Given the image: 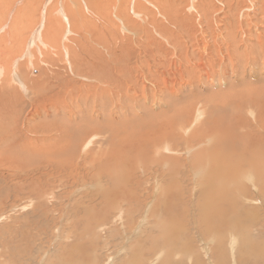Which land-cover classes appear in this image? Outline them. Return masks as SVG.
Listing matches in <instances>:
<instances>
[{"label": "rangeland", "instance_id": "374dc122", "mask_svg": "<svg viewBox=\"0 0 264 264\" xmlns=\"http://www.w3.org/2000/svg\"><path fill=\"white\" fill-rule=\"evenodd\" d=\"M177 1L182 14L189 16L184 17L185 21L181 20V29L167 22L154 0H137L141 3L139 10L132 4L127 14L118 16L115 12L100 18L105 25L102 30L109 34L105 42H96L83 28V31L78 29L79 33L69 32L66 25V33L62 34L67 39L61 34L58 46L52 51L46 50L49 57L37 55L41 62L34 68L23 67L25 59L21 58L17 82L7 83L6 92L11 94L20 88L23 103H28V97H42L39 90L30 94L37 87L46 89L47 96L44 103L0 105V264H264L262 173H258V184L254 182L255 174H244L254 177L242 182L244 186L247 184V194L243 191V196L234 189L230 204L228 200L215 198V202H211L214 205L205 212V220L200 224L198 203L209 196L203 195L200 199L197 194L200 187L207 188V184L197 176L200 187L195 185V179L189 176L192 172L187 173L191 171L192 161H186V157L200 155L206 160V155L215 152L214 161H209L213 167H217L218 161L229 167L249 161L252 147L258 146L264 164V66L261 65L264 59V0ZM199 4L206 5L200 9L202 12L198 9ZM70 7L75 10L72 4ZM203 12L209 22L201 16ZM150 16L166 21L169 31L164 34L152 27L149 30ZM88 18L95 21L93 17ZM224 30L229 34L226 35ZM185 35L189 41L195 39V42L188 44ZM221 37L224 40H220ZM149 39L153 42L150 43ZM202 39L206 44L217 39L218 44L204 50L201 48L205 43L199 42ZM143 41L150 45L148 52L137 46L139 42L147 45ZM178 45L184 49L186 57L183 62L191 64L189 66L194 71L183 67L178 75L179 70L171 65V61L180 64L174 53ZM82 48H86L89 54ZM201 53L205 55L204 64L199 68L202 73H197L191 80L197 72V65L203 62L199 60ZM95 56L102 63H96V70L91 68V71L87 66L95 64L90 59ZM128 57L131 60L127 61ZM114 62L117 67L127 70L125 79L115 75ZM111 70L116 72L113 77H120L127 83L124 88L116 87L117 95L107 92L105 95H81L75 96L80 97H74L75 100H64L79 91V83L82 88H89L99 84L100 79L107 82ZM237 70L238 74H234ZM164 72L166 76L162 75ZM225 72L228 74L224 78ZM3 79L0 77V97L4 98ZM93 96H97V100ZM52 99L60 100V103ZM63 102L69 104L70 111L62 110ZM58 107L60 114H53L54 108ZM29 109L33 111L29 112ZM100 113L104 114L100 116ZM48 114L52 116L47 117ZM25 115H33L25 128L32 129V138L24 133V139H28L26 141L32 149L37 151L43 146L50 151L47 138L52 131L48 128L55 124L56 128L67 132L70 146H80L76 152L74 149L75 160L69 162L66 154L56 165L58 172L55 162H47L49 157H40L37 152L29 151L27 162H13L19 148L8 144L14 142L15 135L21 132ZM83 124L88 130L79 141L83 132L80 134L78 129L84 127H74ZM165 131L168 132L167 141L149 148L144 143L140 148L145 137L156 138ZM247 134L262 137L258 144L256 140L249 143L244 138ZM191 136L198 140L197 147L190 142ZM90 137L94 140L87 149L89 158L95 163L101 160L99 162H104L105 166L91 165L100 172L88 169L90 176L81 179L75 174L81 171L80 163L88 155H85L88 151L81 148L85 147L83 141ZM167 145L180 152L171 154L178 158L171 159L174 164L163 151ZM119 150L125 156L108 162L107 154ZM106 156L105 160L101 159ZM164 164L173 168L171 177L164 178ZM76 168V173H72ZM175 169H179L178 172ZM204 171L205 168L200 172L203 177L207 175ZM174 175L176 178H172ZM109 178L114 182L107 180ZM224 182L219 184L225 185ZM252 182L259 189L250 188ZM192 186L197 189V194ZM105 189L114 190L111 200L102 199ZM207 189L208 193L213 192L211 188ZM91 196L97 201H92ZM230 239L235 240V248H231ZM157 255L162 258L158 259Z\"/></svg>", "mask_w": 264, "mask_h": 264}, {"label": "bare ground", "instance_id": "6f19581e", "mask_svg": "<svg viewBox=\"0 0 264 264\" xmlns=\"http://www.w3.org/2000/svg\"><path fill=\"white\" fill-rule=\"evenodd\" d=\"M205 1H207V0H203V2H205ZM154 2L157 4V6L159 7V9L164 13V15H162V16H165L166 17L167 22L171 26H178L177 28L178 29H181V27H182V25L180 26V24H182L181 20H184V17L185 18H189L188 15H185L184 16L182 14V12H181L182 9H180V5L177 4V2H178L177 0H154ZM71 4L75 7V10H72L71 9V7H70ZM132 4H134L135 8L139 10L141 3H137V0H116V1H114V0H0V77L1 78L4 77L3 80H5V81H1L2 84H3V87L1 89H2V92H4L6 94V96L4 98L3 97H0V105L1 104L5 105V106H11V105H16V104H21L23 106L26 105V104L27 105H31L32 103L43 102V99L47 96V91H45L46 89H43L41 87H37V88L32 89L33 91H31L30 94L34 93L36 90H39L41 92L39 94L42 97H40V98L39 97H36L37 95L35 93V97L37 99H31V98L28 97V99H29L28 103L27 102L26 103L25 102L23 103L21 101L22 98H23V96L21 95L22 93L19 92L21 90L20 88H19L18 92H12L11 94H8L6 92L7 83H11V81H13L15 83L17 82L16 76H17V72L18 71L20 72V60H21V58H24L25 59V64L22 65L23 67L24 66H31V67L34 68L35 65H38V63L41 62V60L39 61V57L38 56H41L43 58L50 56V53L48 54V52H46V50L48 49L47 51H49V50L52 51L53 48H55L56 46H58V44H57L58 43V39L61 37L60 35L62 34V32H63V34H64V32L66 33V29L67 28H68V31L69 30L71 32L74 31L75 33H77L78 29L80 31H83V29H84L88 34H90V35L92 34L91 36H92V38L96 42H105L107 40L106 39V35H109V34H106L102 30V27H104L105 25H103L102 20L100 18H106L107 14H109V13L113 14L115 12H116V14L118 16H121L123 13L124 14H127V11H128V9L130 8V6ZM204 6H206V5H204ZM204 6L199 4L198 9L199 10L200 9H204ZM191 9H193V7ZM199 10H197V12ZM200 11L202 12V10H200ZM88 16L93 17L95 19V21H91L88 18ZM201 16L204 17L205 20L207 21V19H206V13L205 12H203V15H201ZM194 17H196V15H194ZM66 21H67V23H66ZM148 22H149V25H150L148 27L149 30H150V27H152L155 30H157L158 33L159 32L160 33L163 32L164 34L169 31V26L166 25V21H159L157 19V16H150ZM207 22H209V21H207ZM97 23H98V25H97ZM208 24H209V26L212 25L211 23H208ZM66 25L68 26L67 28H66ZM71 28H72V30H71ZM228 29L230 30L231 27L228 28ZM224 32L226 33V35L229 34V32L227 30H224ZM78 33H79V31H78ZM63 34H62V36H63ZM221 36H223V35H221ZM66 37L67 36H65V39H67ZM185 37H186V35H185ZM223 37H225V36H223ZM223 37H221L220 40H224ZM186 38L188 39V37H186ZM60 40H62V38ZM168 40L169 39L166 38V41H168ZM189 40L190 39H188V44L190 42L191 43H194L195 42V39L194 40H191V41H189ZM62 41H64V40H62ZM148 41L150 43L153 42L151 39H149ZM64 42H67V41H64ZM64 42H63V44H64ZM130 42H132V38H130ZM143 42H146L147 43V41H143ZM171 42L173 43V41H171ZM199 42L205 43V45L202 46V48H201V49H204V50H208L209 48L211 49V47L214 46V44H218L217 39L216 40H214V39L211 40V42L208 43V44H206V40L205 39L199 40ZM136 43H138V42H136ZM174 44H175V42L173 43V45ZM224 44L226 45V42H224ZM139 45L142 46V48H144L148 52V49L150 48V45L148 43H147V45H144V43L139 42L137 46H139ZM158 45L160 46V42L158 43ZM165 47H166V44H165ZM182 47L180 45H178L177 48L175 47L176 50L174 52V53H176L178 55V58L180 59V62H179L180 64L176 63V61H171V65H174L176 67V69L179 70L178 73H177L178 75H180L179 73L181 71H183V69H184L183 67L186 68L184 70H188V71L193 70L189 66L191 64H185V62H183V59L186 56H185V53H183L184 49ZM86 48L85 49L82 48V49H84L86 51V53L89 54V52H88V50ZM134 52H135V49H134ZM152 52H153V50H152ZM208 52H210V51H208ZM90 54H92V53H90ZM170 54H172V53H170ZM203 54L204 53H201L200 56H199V60H201V61L203 60V62L202 63H199V65H197V72H194L193 76L191 77V80H193L192 78L194 76H196L197 73H202V70L199 69V68L204 64L205 55H203ZM138 55H139V53L137 54V56ZM211 56H212V59H214L213 55H211ZM90 59L93 60L95 62V64L94 65H91V66H87V67L91 71H92L91 68H93L94 71H95L96 70V65H97L96 63H98V62L99 63H102V60L101 61H97L96 60V56L95 57H91ZM189 59L191 60L192 63H194V61L190 57H189ZM129 60H131L130 57H128V60L127 61H129ZM199 60H197V61H199ZM114 63L116 64V67H114L113 69L117 71V74H115L116 73L115 71H114L115 72L114 73L111 70L112 72H110V74L112 76L110 74L108 75V77H107V80L108 81L107 82H104L103 80L100 79L99 82L100 83L103 82L104 84H100L99 83V84L94 85V86L89 87V88L87 86L85 88H82L81 87V84L79 83L80 88L79 89L77 88L79 91L77 90L78 92L77 93H74L73 96L70 95L68 97H64V100L67 101V98H69V99L72 98L73 100H75L74 99L75 96H81V95H98V96L99 95H105V94H108L107 92H111L112 94L117 95L116 94V91H117L116 90V87L117 86H118V89H119L120 86H121V88H124V87L127 86V83L123 82L124 80L122 81L121 79H125L128 76V73H127V70L126 69H124L122 67H117V62H114ZM118 63H121L122 64V62H118ZM169 63L170 62H168L167 65H170ZM177 64H178V66H177ZM261 65L264 66V59L262 60ZM163 66L165 68L166 65L163 63ZM163 70H165V69H163ZM167 70H169V69H167ZM173 73H175V72H173ZM240 73L241 74H244L241 70H240ZM114 74L115 75H119V76H121L123 78H121V79H119L120 77L115 78L117 76L113 77ZM163 74H164V76H166L167 73L164 72V73H162V75ZM168 74H170V73H168ZM227 74L228 73L225 72V74H223V77L225 78L227 76ZM234 74H238V70ZM248 74L251 75V73H248ZM207 75L209 77V73ZM10 76H12L13 79H11ZM112 79L114 81H112ZM119 81H120V83H119ZM106 83H108V85ZM191 85H194V83H191ZM103 86H108V87L107 88H104ZM23 88L24 87L22 86V89ZM25 92H30V91H25ZM256 92H258V91H256ZM63 95H64V93H63ZM2 96H4V95H2ZM61 98H62V96H61ZM75 98H80V97H75ZM95 98H97V96H93V99L94 100H97ZM51 101L56 102V103L57 102L60 103V100L52 99ZM62 110H64V112L67 111V110L70 111L69 104L68 103H64V105L62 107ZM32 111H33V109H29V112H32ZM54 111H55V113H53V114H60L59 107L58 108H54ZM100 114H101L100 116H102L104 113H100ZM251 115H252V113H251ZM46 116L47 117H51L52 115L48 114ZM32 117H33V115H31L30 117H26V115H25L23 117V122H22L23 126L22 127H24V128L21 127V132L19 133V135H15V137L13 138L14 142L8 144V146H14V147H18L19 148V153L16 154V158L14 160H12V161L15 162V160H18V163L19 164L23 163L24 161L27 162L26 159L28 157H26V155L28 154L29 151L32 152V153L37 152L38 156H40V157H45V156L46 157H49V160H47V162H55V170L58 169V167L56 165L58 163H60V160L61 161L64 160L63 158L65 157L66 154L69 157V158H67V159H69V162L75 160L74 149H75V152H76V150H79L80 149L79 148L80 146L77 145V144H75L73 147L70 146L69 145V141H68V137H67V132L63 128H62L63 131L60 130V129H58V128H56V125L55 124H50L49 125V128H48L50 130V132L52 131L51 134H49L50 137L47 138V140L50 143V147H51L50 151H47L48 148L47 149H44L43 146H41L40 148H38L37 151L35 150V148L32 149V146L30 145V143L28 145V143L26 141L27 138L24 139V137H26V135H28L29 137L32 138V136H31V133L32 132H30L32 129L31 130H29V129L26 130L28 128V125H29V122L27 120L31 119ZM72 123L73 124H77L75 121H72ZM17 126H20V125H17ZM80 127H84V124L82 126L79 125V127H74V128L78 129ZM248 128H250V126H247V129ZM169 129H170V126H169ZM87 130L88 129L85 128V127H84V129L83 128L78 129V131H79L80 134L83 132L78 137L79 141L83 138V136L84 137L86 136ZM25 132L27 133L26 135L24 134ZM34 132H35V130H34ZM257 132H258V130H257ZM167 133L168 132L165 131V133L161 134L160 136H158L156 138H152L151 136L145 137L142 140V142L139 144L140 148L143 146L144 143L147 144V148H149L150 146H153L154 147V146H157V145L161 144L163 140L164 141H167V139L165 140V137H166V134ZM194 135H196V132L194 133ZM213 136H214V134H213ZM260 136L261 135H253L252 137H249L248 134H247L244 138H245V141H248L249 143H253L256 140L255 143L258 144V140H259ZM214 138H216V137L214 136ZM93 140H94V137H90V138L86 139L85 141H83L84 143L86 142L85 143V147L84 146L83 147L81 146V148H85L83 151H88L87 149L90 147V144H92V141ZM38 141H39V139H38ZM190 142H192V144H194V145L198 144V140L195 137H194V139L192 137L191 140H190ZM39 143H38V145H39ZM190 147H192V146H190ZM196 147H197V145H196ZM1 148L2 147H0V149ZM259 148L260 147H258V146L252 147V149H251V155H250L251 159H249V161H247V160L245 162L244 161L243 162L241 161L237 165H231L229 167H226V166L224 167V165L222 166V164L219 161L216 164L217 167H213L212 162H209V161H214L215 152L213 154H211V155H206V160H204L201 155L198 156V157H196V158H193V157L187 158L186 157V161H188V162L192 161V165L190 167L191 168V171H187V173L192 172V174L189 175V176H192L195 179V183H196L195 185L198 186V187H200V184L197 183L198 180L196 181V178L198 176L202 180V182L204 180V184L205 183L207 184V188H211L212 191H213V192H209L208 193V189L203 184H201V185H203V189H202V187H200L201 188L200 191L198 190L199 194H197V191H196L197 189L195 190L193 188V186H192L193 191L196 192L197 195H200L199 196L200 199H201V197L203 195L209 196L207 198L204 197L200 201V203H198L199 204V208H198V211L199 212L198 213H199V215L201 213V215L203 217L202 218L201 215L199 216V222H200V224H202L204 222V220H205V218H204V217H206V216H204L205 212H208L207 211L208 208L214 205V203H211V202L214 201L215 198H217L219 200H222V201L223 200H228L229 201V204H230L231 196H233L232 195V192H235L236 191L234 189H237L238 192H240V193L242 192L243 196H244L245 193L247 194V188H246L247 187V184H246V186H244V184H242V182H244L245 181L244 179H246V178H254V177H250L249 175L246 176L244 174H247V173H250V175H254L255 174V176L257 178H254L255 181H254V179H252L251 181H254L257 184H258V173H259V175H260V173H262V175L260 177H264V164H263L262 159H261L262 150L259 149ZM163 151H165V152L168 153L167 155H169L171 157V158L168 157V159L172 163H173V161L171 159H173L175 156L172 157L171 154H175V155L180 154V152L173 151L172 150V147H170L169 145H167L165 147V149L163 147ZM188 151L190 152V149ZM87 153H88V155H86ZM85 155L86 156L84 157L83 161H81V163H80L81 166L79 167V170H81L82 172L81 171H79L77 173L74 172V171H77V168L72 170L73 171L72 173H76L75 175L79 174L80 177H81V179H87L90 176V174L88 173V169H93V170H97L98 172H100V170L94 168L91 165H93V164H103L104 165V162L103 163H100L101 160H99L100 162L98 160L97 161L95 160L96 163L93 162L89 158V155H90L89 154V151L86 152ZM181 155H182V153H181ZM97 156H98V154H97ZM107 156L109 158V159H107V160H109L108 162H112V161H114L113 159H117L120 156L121 157L125 156V153L123 151H121V150H119L118 152L111 151L109 154H107ZM107 156L106 157H103L101 159H104L105 160L107 158ZM258 156H259V158H258ZM20 157H25V158H20ZM165 158H166V156H165ZM165 158H161V159H164L165 160ZM175 159L178 160L177 157H175ZM179 160H181V159H179ZM183 160H185V158ZM44 161H46V159ZM89 161H90V163H88ZM182 163H181V165H182ZM248 163H249V165L247 166ZM259 163H261V165L258 166ZM175 164H178V163L176 162ZM184 165H186V164H184ZM160 166H162V165H160ZM188 166H190V165H188ZM184 167H186V166H184ZM17 168H18V165H17ZM162 168L165 170V172L163 173L164 178L171 177V175H172L171 172L173 171V168L172 167H169V166H165V164L162 166ZM180 168L182 169L183 167L181 166ZM203 168H205V171H206V174H207L206 176L203 174L205 177H203L202 175H200V172L203 170ZM58 170H57V172H58ZM178 170L179 169H177L176 172H178ZM181 172L183 174V171H181ZM208 172H210V174L212 176L209 175ZM178 174L181 175L180 173H178ZM194 174H196V175H194ZM81 175H83V176H81ZM183 176H180V177H183ZM76 178H77V176L74 177V179H76ZM172 178H176V176L174 175V177L172 176ZM208 178H211V179H208ZM223 178H224V180L226 182H224ZM206 179H208V180H206ZM58 180H59V178H58ZM107 180L113 181L112 178H109ZM178 181H179V177H178ZM178 181H176V182H178ZM219 182L220 183L224 182L226 186L219 184ZM192 183H194V182H192ZM112 184L114 185V183H112ZM173 184H175V181H173ZM253 184L250 185L251 186L250 188H253L254 187L256 189H259L258 188L259 187L258 185H255V184L253 185ZM261 185H262L261 188L264 189V182ZM79 189H81V188H79ZM251 190L252 189H250V191ZM112 191H114V190L112 189ZM112 191L111 190L110 191L109 190H106V193L105 192H104L105 194L103 193L104 196L102 194H100L101 196H103L102 199L103 198H106V200H111L112 199ZM224 191H226L227 193L225 192L223 194ZM243 191H245V193ZM94 193H92V194H94ZM97 194H99V193H97ZM97 194H96V196H97ZM100 195H98V197H100ZM191 195H192V193H191ZM212 195L214 197H211ZM93 196H91V199L93 198ZM114 196H116V195L114 194ZM88 198H90V197H88ZM190 199H191V197H190ZM92 201H94V198L92 199ZM95 201H97V200L95 199ZM116 201H117V198H116ZM253 201H254V198H253ZM210 203L212 205H210ZM249 208H250V206H249ZM223 213L224 212H221L222 215H223ZM237 215L239 216L240 213H238ZM142 221H143V219H142ZM143 224L144 223H142L141 225H143ZM234 239L233 240L230 239V243H232L231 248L232 247L235 248L236 243H235V240ZM232 251H234V250L232 249ZM159 256L157 257L158 259L162 258V257H159Z\"/></svg>", "mask_w": 264, "mask_h": 264}]
</instances>
